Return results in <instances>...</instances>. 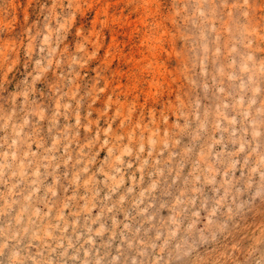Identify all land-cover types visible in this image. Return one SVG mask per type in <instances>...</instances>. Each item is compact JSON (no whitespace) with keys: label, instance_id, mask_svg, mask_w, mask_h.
Here are the masks:
<instances>
[{"label":"clouds","instance_id":"clouds-1","mask_svg":"<svg viewBox=\"0 0 264 264\" xmlns=\"http://www.w3.org/2000/svg\"><path fill=\"white\" fill-rule=\"evenodd\" d=\"M74 2L52 0L3 57L0 264H264V228L246 222L264 208L254 0H172L184 65L158 51L123 65L127 80ZM160 62L171 88L155 86Z\"/></svg>","mask_w":264,"mask_h":264},{"label":"rangeland","instance_id":"rangeland-1","mask_svg":"<svg viewBox=\"0 0 264 264\" xmlns=\"http://www.w3.org/2000/svg\"><path fill=\"white\" fill-rule=\"evenodd\" d=\"M51 2L52 0H0V49L3 50L0 52V78L8 72L7 61H4L3 57L14 55L8 52L9 43L22 38L23 29L27 24L41 21ZM254 3L259 9L256 13L259 19L264 16V0H254ZM171 8L172 0H75L73 12L77 16L78 27L84 30L104 28V33L110 39L109 46L116 53V56H113L112 69L117 73V78L122 75L127 80L128 75L121 73V68L125 64L131 67L151 56L152 60L143 69L146 70L152 67L158 51L163 52L165 56H170L173 60L179 56L178 50L183 46V40L188 37L174 33L175 14ZM234 16H238V12L234 13ZM184 30L190 33L195 32L191 25L186 26ZM178 36L180 39L177 38ZM76 39L75 31H73L66 43L71 46ZM107 45L108 41H105V47ZM261 46L264 47V44ZM21 57H23L22 52ZM176 63L177 66L179 63L181 66L184 65L183 59L176 60ZM153 71L159 78L156 81V87L161 80H166L171 88L179 79L178 76H174L176 69L169 71L163 62L157 64ZM186 71V68H181V73ZM23 75L25 72L22 59L21 64L13 72L8 73V80L15 83ZM116 86L119 87V84ZM149 87H153L151 82ZM246 222L249 232L264 228V208H259Z\"/></svg>","mask_w":264,"mask_h":264}]
</instances>
